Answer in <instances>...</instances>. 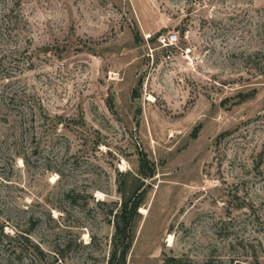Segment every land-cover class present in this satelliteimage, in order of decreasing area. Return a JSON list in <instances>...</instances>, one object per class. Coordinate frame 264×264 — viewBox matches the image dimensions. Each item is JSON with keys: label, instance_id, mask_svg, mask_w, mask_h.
I'll list each match as a JSON object with an SVG mask.
<instances>
[{"label": "rangeland", "instance_id": "374dc122", "mask_svg": "<svg viewBox=\"0 0 264 264\" xmlns=\"http://www.w3.org/2000/svg\"><path fill=\"white\" fill-rule=\"evenodd\" d=\"M141 154L126 264H264V0H0V264H107Z\"/></svg>", "mask_w": 264, "mask_h": 264}, {"label": "trees", "instance_id": "16d2710c", "mask_svg": "<svg viewBox=\"0 0 264 264\" xmlns=\"http://www.w3.org/2000/svg\"><path fill=\"white\" fill-rule=\"evenodd\" d=\"M2 16L5 17L4 14ZM137 173L140 177L138 185L128 195L124 192L121 194L120 205L115 215L112 248L107 264H126L127 254L133 240V226L139 216L138 208L141 206L146 192L144 179L154 175V168L149 165V160L144 154L139 157Z\"/></svg>", "mask_w": 264, "mask_h": 264}, {"label": "built area", "instance_id": "2783aa9c", "mask_svg": "<svg viewBox=\"0 0 264 264\" xmlns=\"http://www.w3.org/2000/svg\"><path fill=\"white\" fill-rule=\"evenodd\" d=\"M146 41L155 40L157 45L161 48H170L176 46L179 42V35L176 32H157V33H147L144 36ZM191 53V47L187 46L181 49V55L184 58L189 59Z\"/></svg>", "mask_w": 264, "mask_h": 264}, {"label": "bare ground", "instance_id": "6f19581e", "mask_svg": "<svg viewBox=\"0 0 264 264\" xmlns=\"http://www.w3.org/2000/svg\"><path fill=\"white\" fill-rule=\"evenodd\" d=\"M140 211L144 212V211H145V209H143V208H140ZM170 239H171V237H168V240H169V241H170Z\"/></svg>", "mask_w": 264, "mask_h": 264}]
</instances>
